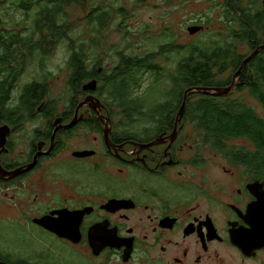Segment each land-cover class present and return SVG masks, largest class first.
Instances as JSON below:
<instances>
[{
    "label": "flooded vegetation",
    "instance_id": "1",
    "mask_svg": "<svg viewBox=\"0 0 264 264\" xmlns=\"http://www.w3.org/2000/svg\"><path fill=\"white\" fill-rule=\"evenodd\" d=\"M82 94L78 112L0 110V264H264L254 160L224 158L194 111L115 124L132 112Z\"/></svg>",
    "mask_w": 264,
    "mask_h": 264
},
{
    "label": "trees",
    "instance_id": "2",
    "mask_svg": "<svg viewBox=\"0 0 264 264\" xmlns=\"http://www.w3.org/2000/svg\"><path fill=\"white\" fill-rule=\"evenodd\" d=\"M8 1L0 0V10L9 3ZM136 1L143 3L146 0ZM87 2L88 0H12L11 5L16 6V10L24 12L34 10L31 22L34 32L27 37H22L8 31L7 25H4L0 18V110H6L5 107L11 99L15 83L24 73L34 52L38 51L42 56H48L50 51L61 41L67 40L69 51H71L68 62L70 89L76 94H80L79 88L83 82L97 77L96 69L87 67L83 53L85 45L75 47L74 41L69 38L74 24L68 22L65 15L66 10L76 7H83L88 13ZM89 14L85 20L89 26L93 22L96 23L97 34L104 30L111 21V14L107 12L99 14L90 12ZM224 18L235 24L237 31L234 32L238 34L235 37L240 41L247 42L252 46L251 40L261 37L263 39L261 43H264V0H249L248 5H244L243 0H226ZM230 46V43H226L225 46L212 49L210 52L193 49L184 65L178 66L177 76L173 78L172 90L179 91V95L174 93V100L146 106L147 101L144 95L142 97L133 96L137 74L141 71L148 70L154 73L158 79L162 75V67L155 63L156 57L162 56V53L158 52L145 58L134 59H126L120 54V65L109 76H106L104 72L99 76L101 87L97 85L98 94L101 96L100 93L104 88H111L112 101L109 109L116 110L114 108H118V110L132 112L126 115L128 119L134 117L159 119L162 117L161 115L144 116L140 114V111L144 109L179 111L184 92L188 88L221 86L214 82L215 68L223 66V70L233 68L235 73L238 71L247 57L237 54L234 49H230ZM226 47L227 49H225ZM251 48L255 49L254 46ZM196 54L209 62L216 61L215 67L200 65L187 67L185 64H194L193 57ZM234 88H238L240 91L247 89L249 95L256 100L264 112V50L260 51L243 69L239 84ZM47 95L48 90L45 82L26 85L19 106L13 110H35L40 104L44 105L43 108L50 109L52 103L43 102ZM75 95L71 100V110L76 109L79 105ZM186 109L195 112L190 115L192 124L209 128V130L203 131L204 134L211 136L206 141L212 143L214 147L219 144L222 152H225V145L230 139L247 138L254 146V150L239 149L231 153L233 154L232 158L246 161L244 163L247 165H250L249 160H254L252 165L255 168V174L264 173V118H261L254 108L246 106L241 100L231 99L230 93L225 97L193 94L187 99ZM172 118L174 120V117Z\"/></svg>",
    "mask_w": 264,
    "mask_h": 264
},
{
    "label": "rangeland",
    "instance_id": "3",
    "mask_svg": "<svg viewBox=\"0 0 264 264\" xmlns=\"http://www.w3.org/2000/svg\"><path fill=\"white\" fill-rule=\"evenodd\" d=\"M225 1L146 0L139 3L136 0H88V13L83 7H76L66 10L65 15L67 16L66 20L74 24V28L69 34V38L74 41V46L85 45L83 53L87 67L102 68L106 76H109L120 65V54L126 59H134L145 58L157 52L162 53V56L156 57L155 61L162 67V75L159 79L148 70L141 71L137 74L136 86L132 92L134 97L144 95L147 101L146 106H149L154 103L174 100L175 94L179 95L178 90H172V81L177 76L178 66L184 65L193 49L210 52L212 49L225 46L226 43H232L234 52L244 57L250 56L255 50L248 43L235 37L238 35L237 32H234L237 31L235 24L224 18ZM8 2L0 10V18L4 25H7L6 29L22 37L29 36L34 32L31 26L34 10H30V12L16 10V6L11 5L12 0ZM243 2L244 5L249 4V0H243ZM90 12L92 14L103 12L111 14V21L98 34L96 23L93 22L89 26L85 20ZM190 27L204 29L190 35L188 32ZM68 47V41L64 40L58 43L48 56H42L38 51L34 52L24 73L15 83L11 99L5 109L13 110L18 107L25 86L34 82L47 84L48 95L43 99V102H51L53 110L70 109L71 100L76 93L69 86L68 62L71 51ZM193 59L194 64L185 65L187 67L196 65L215 67L216 61L209 62L200 58L199 54H196ZM222 68L223 66L214 69V82L221 86L213 88L226 87L235 74L233 68L225 70ZM86 83V81L83 82V84ZM99 86L101 87L100 84ZM110 91L111 88H104L100 93L101 96L98 94L107 108H110L109 105L112 101ZM79 92L80 94L75 95L78 100L77 104L84 101L81 88H79ZM231 99L241 100L246 106L254 108L261 118H264L262 108L249 95L247 89L240 91L238 88H234L231 92ZM39 108H41V104L38 105L37 109ZM83 109H88V107ZM114 109L118 111V108ZM116 115L118 117L114 118L115 124L142 126L138 118L128 119L126 116L121 118L119 114ZM145 124L149 125L150 123ZM77 146L85 147L82 144H72L70 148ZM239 149L253 151L254 146L247 138L230 139L225 145L226 153L223 152V157L232 158L233 154L231 153ZM109 171L111 172V170Z\"/></svg>",
    "mask_w": 264,
    "mask_h": 264
},
{
    "label": "water",
    "instance_id": "4",
    "mask_svg": "<svg viewBox=\"0 0 264 264\" xmlns=\"http://www.w3.org/2000/svg\"><path fill=\"white\" fill-rule=\"evenodd\" d=\"M202 27H190L188 28V32L190 35L196 34L197 32L201 31ZM264 50V45L257 47L250 56H248L241 64L240 68L238 69V71L234 74L233 76V80L230 86L228 87H224V88H209V87H194V88H190L187 89L184 92L183 95V99H182V103L179 109V114L176 117V123L175 125L177 126L179 119L182 117V113L186 108V103H187V99L192 96L193 94H203V95H210V96H215V97H224L227 96L228 94L231 93V91L233 90V88L238 85V80L241 77V74L243 72V69L249 64V62L260 52ZM97 85L98 82L96 80L90 81L86 84H83L81 86V91L82 92H95L97 90ZM85 105H89L87 101H83L82 103H80L77 108H76V112H78L83 106ZM93 108V107H92ZM76 118V117H75ZM76 123V119H74L72 121V123H70L68 125V127H71L73 125H75ZM88 153H80L77 154V156H86Z\"/></svg>",
    "mask_w": 264,
    "mask_h": 264
}]
</instances>
